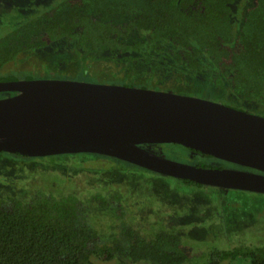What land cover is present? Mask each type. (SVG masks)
<instances>
[{"label": "trees", "instance_id": "16d2710c", "mask_svg": "<svg viewBox=\"0 0 264 264\" xmlns=\"http://www.w3.org/2000/svg\"><path fill=\"white\" fill-rule=\"evenodd\" d=\"M238 2L62 0L42 17L23 21L12 34L0 39V82L20 80L2 72L23 61L24 54L63 44L87 55L109 53L122 57L116 59L119 62L138 61L142 67L134 70L135 77L149 70H162L166 65L171 72L179 68L206 86L205 95L234 102L246 112L257 110L264 116L260 111L264 107V0H252L235 30L233 12ZM87 57H83L84 63ZM82 69L87 75L89 70L84 66ZM26 79L32 77L28 75ZM87 156L108 158L76 154L37 159ZM203 156L195 165L213 168L211 160L216 159ZM217 161L220 165L230 164ZM90 194L86 199L75 193L46 190L28 192L25 198L14 193L0 194V264L187 262L182 237L175 231L158 230L145 238L134 225L114 227L113 223L107 226L108 236L101 234L94 217H122L127 203L116 190L98 189ZM237 259L264 264V247L240 245L229 251L214 250L194 264H235Z\"/></svg>", "mask_w": 264, "mask_h": 264}, {"label": "rangeland", "instance_id": "374dc122", "mask_svg": "<svg viewBox=\"0 0 264 264\" xmlns=\"http://www.w3.org/2000/svg\"><path fill=\"white\" fill-rule=\"evenodd\" d=\"M61 1L0 0V39L12 34L23 21L32 17H42L46 11ZM251 2L252 0H239L234 6L235 30L239 28L243 13ZM85 54L75 48L55 44L24 54L21 57L23 61L16 66L6 67L2 74L15 75L20 80H26L30 75L32 79H62L142 87L164 92L174 90L179 94L193 95L196 98L240 109L232 102L205 95L206 86L179 68H174L171 72L166 65L167 68L164 67L162 70H149L148 73L142 72V76L135 77L134 70L142 67L138 61L119 62L117 60H122V57L114 58L109 53ZM84 56H88L85 63ZM83 66L89 70L87 75H84ZM261 108L263 110L260 111L264 113V107ZM146 149L161 157L190 165H195L194 162L202 158L201 154L194 152L192 154L190 150L179 145H149ZM211 161L215 163L214 168L230 167L220 165L217 159ZM74 162L79 165L73 166ZM98 189L106 192L116 190L127 203L122 217L117 215L114 220L110 218L111 216L102 218L94 214L96 215L94 220L100 224V232L104 236L109 235L107 226L113 223L114 227L134 225L132 227L139 230L140 236L143 235L145 238L156 234L158 230L175 231L182 237L183 248L188 257L185 264L200 262V258L214 250L229 251L240 245L264 247V194L209 186H188L178 179L110 158L87 156L45 161L0 155L2 195L7 192L25 198L28 192L46 190L64 194L75 193L86 199L90 193ZM9 205L7 207H10ZM235 264L249 262L237 259Z\"/></svg>", "mask_w": 264, "mask_h": 264}, {"label": "water", "instance_id": "95a60500", "mask_svg": "<svg viewBox=\"0 0 264 264\" xmlns=\"http://www.w3.org/2000/svg\"><path fill=\"white\" fill-rule=\"evenodd\" d=\"M0 154H93L199 185L264 194V116L222 103L62 79L0 82ZM147 145H179L258 173L173 161Z\"/></svg>", "mask_w": 264, "mask_h": 264}, {"label": "flooded vegetation", "instance_id": "af4514ba", "mask_svg": "<svg viewBox=\"0 0 264 264\" xmlns=\"http://www.w3.org/2000/svg\"><path fill=\"white\" fill-rule=\"evenodd\" d=\"M205 87V86H204ZM163 91V90H162ZM176 91V90H175ZM165 92H167L166 90H165ZM170 93H175V94H179V93H176V92H174V90L172 91V92H170ZM10 94H12V92L11 93H8V94H6V93H0V98H5V97H7V96H10ZM179 95H184V94H179ZM3 96V97H2ZM185 96H189V95H185ZM191 97H194L193 95L191 96ZM211 101V100H210ZM233 105H236V104H234V103H232ZM253 113V112H252ZM254 113H256V112H254ZM189 150V149H188ZM190 152L193 154V152L194 153H198V152H195V151H193V150H190ZM198 154H200V153H198ZM201 160V159H200ZM226 166H230V167H228V168H220V169H231V170H237V171H246V172H253V173H258V172H256V171H253V170H251V169H248V168H244V167H241V166H237V165H234V164H225ZM214 168V167H213Z\"/></svg>", "mask_w": 264, "mask_h": 264}]
</instances>
